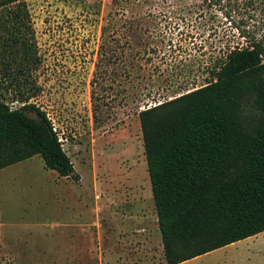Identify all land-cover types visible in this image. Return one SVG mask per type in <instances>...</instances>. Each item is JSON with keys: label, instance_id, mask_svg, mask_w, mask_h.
I'll return each instance as SVG.
<instances>
[{"label": "rangeland", "instance_id": "374dc122", "mask_svg": "<svg viewBox=\"0 0 264 264\" xmlns=\"http://www.w3.org/2000/svg\"><path fill=\"white\" fill-rule=\"evenodd\" d=\"M26 3L39 58L28 103L79 181L38 156L0 170V264H165L138 114L212 81L227 48H264V0ZM182 264H264V233Z\"/></svg>", "mask_w": 264, "mask_h": 264}, {"label": "trees", "instance_id": "16d2710c", "mask_svg": "<svg viewBox=\"0 0 264 264\" xmlns=\"http://www.w3.org/2000/svg\"><path fill=\"white\" fill-rule=\"evenodd\" d=\"M225 54L205 86L138 114L165 264L264 233V48ZM38 64L26 0H0V84L22 104L0 91V170L38 156L78 182L51 120L28 103Z\"/></svg>", "mask_w": 264, "mask_h": 264}, {"label": "built area", "instance_id": "2783aa9c", "mask_svg": "<svg viewBox=\"0 0 264 264\" xmlns=\"http://www.w3.org/2000/svg\"><path fill=\"white\" fill-rule=\"evenodd\" d=\"M52 126H53V131L56 133V128L54 126V124L52 123ZM57 134V133H56Z\"/></svg>", "mask_w": 264, "mask_h": 264}, {"label": "crops", "instance_id": "0c3cea01", "mask_svg": "<svg viewBox=\"0 0 264 264\" xmlns=\"http://www.w3.org/2000/svg\"><path fill=\"white\" fill-rule=\"evenodd\" d=\"M20 163V162H19ZM5 169V168H4ZM3 170V169H2ZM64 179H66V178H64ZM257 236V235H256ZM254 237V236H253ZM235 245V244H234ZM192 260H194V259H192Z\"/></svg>", "mask_w": 264, "mask_h": 264}]
</instances>
